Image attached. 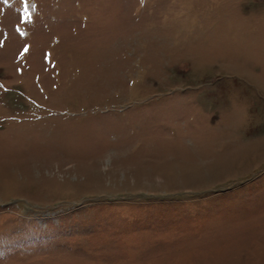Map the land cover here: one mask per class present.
<instances>
[{"label":"rangeland","instance_id":"374dc122","mask_svg":"<svg viewBox=\"0 0 264 264\" xmlns=\"http://www.w3.org/2000/svg\"><path fill=\"white\" fill-rule=\"evenodd\" d=\"M0 264H264V0H0Z\"/></svg>","mask_w":264,"mask_h":264},{"label":"snow or ice","instance_id":"6c2138e0","mask_svg":"<svg viewBox=\"0 0 264 264\" xmlns=\"http://www.w3.org/2000/svg\"><path fill=\"white\" fill-rule=\"evenodd\" d=\"M5 3L8 2V0H4ZM24 3L27 4V0H24ZM24 18L27 19L28 18V14H27V9H25V14H24ZM24 51H28V48L25 47Z\"/></svg>","mask_w":264,"mask_h":264}]
</instances>
